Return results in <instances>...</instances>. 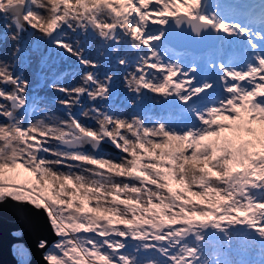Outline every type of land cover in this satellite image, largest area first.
Instances as JSON below:
<instances>
[{"label": "snow or ice", "instance_id": "6c2138e0", "mask_svg": "<svg viewBox=\"0 0 264 264\" xmlns=\"http://www.w3.org/2000/svg\"><path fill=\"white\" fill-rule=\"evenodd\" d=\"M0 21L8 33L3 39L15 42L12 62L0 59V204L44 211L58 238L51 249L46 240L38 243L49 264H139L141 251L159 253L164 264H210L209 235H222L229 245L233 237L264 244V56L245 71L220 64L224 98L193 110L198 127L176 131L97 106L108 99L112 77L101 81L79 41L68 42L77 31L91 30L105 44L127 37L139 52L125 77L128 90L188 104L213 84L192 87L196 69L165 62L151 47L164 33L146 32L150 25H174L197 37L208 29L234 35L205 14L202 0H0ZM239 34L257 48L247 28ZM25 35L91 69L75 87L51 85L62 94L56 103L67 119L35 118L43 109L38 99L30 102L29 80L17 70ZM74 108L95 127L77 120ZM105 143L120 155L101 154ZM21 169L30 178L22 179ZM129 242H136L133 252ZM20 251L19 264H30L23 245Z\"/></svg>", "mask_w": 264, "mask_h": 264}, {"label": "rangeland", "instance_id": "374dc122", "mask_svg": "<svg viewBox=\"0 0 264 264\" xmlns=\"http://www.w3.org/2000/svg\"><path fill=\"white\" fill-rule=\"evenodd\" d=\"M152 32H153V29H152V26L150 25L148 31L146 32V35H152ZM7 34H8L7 31L3 27V21H0V59H3L7 62H12L13 60L12 53L15 49V42L11 41L10 39H3V37H6ZM154 35H157V34H154ZM224 36L226 37L227 40L234 39V36L232 35L228 36L224 33ZM79 37H84V39L86 40H91V42L93 41L92 44L97 45L94 51L95 53H93V55L90 56L89 53L87 54V51H84L85 46L83 48V45L79 44L80 47H78V50H81V49L83 50V56L85 59H88L98 65L99 60L100 59L102 60L103 56L105 57L109 56L108 58L111 62H109L108 65L113 66L111 68L112 72L107 75V77L108 76L112 77L109 87H112V85H115L121 91H125V95L127 97L129 96V99L128 98L125 99L122 105H125L129 108H135L134 101H136V99L140 100L142 97H137L134 94H128L129 90L125 86L126 85L125 77L128 72L134 71L135 69L134 67L137 62V61H135L134 63L130 62V60L128 59V56L133 58L132 55L136 53L139 54V52L136 49H133L132 42L129 41L127 37H123L119 44H116L114 42H108L107 44H105L104 41H102L99 37L93 38L89 34L82 35L79 31L75 33L69 32L68 42L70 44H75V42L79 40ZM260 41L262 42L260 46V52L264 54V41L262 39ZM22 43L27 48V51L21 54V60H20V63L17 65V67L19 68L20 66L23 67V65H27L26 68L20 67L18 71L23 72L25 78L29 80L30 102L34 94H37V92H34L32 90V87L34 86L36 82H38L39 84L42 83L43 89L46 90L44 94L47 95V97H49V98L46 97V99L51 100L50 104H46V105L43 104L42 106H40V108L43 109V111L35 113V118L37 119L44 118V116L47 114L50 116L67 119V116L65 115L66 110L62 108L59 104H57L56 103L57 100L55 99V97L58 100L62 99L63 98L61 96L62 94L55 92L52 89L51 85L53 83H58L64 87H75L81 83V79H80L81 75L85 71H88L91 69L84 68L82 65H80L79 61L74 56L68 55L67 53H64L62 50L56 49L50 43H43V42L37 43L34 40H30L26 35ZM154 43L152 44L151 47L153 50H156L154 49ZM43 44L45 45V48H46V54L44 55L37 53L31 49L33 45L41 46ZM141 51L144 53H147L148 50L141 49ZM157 53L164 61H165L164 57H166V61L168 60L165 52L157 51ZM122 54H124L123 57H122ZM121 60L125 61L124 65L120 64ZM62 67L69 68V69L75 68L76 71H74V76L70 72L65 73L64 77L58 78L56 81L51 83L52 81L51 79L53 75L57 71H60ZM121 69L124 70L123 74L119 73ZM95 73H97V76L101 81H103L106 78V77H100L99 72H95ZM116 80H121V81H116ZM143 93H145V96L143 99L145 104L151 105L152 110H156L162 104L163 101L161 99H170L171 103L176 102V101L181 103V101L176 96L164 98V97L158 96L157 94L147 92L146 90L143 91L142 94ZM111 94H109L108 92V98L111 96ZM108 100L109 99H107L106 101ZM83 102H86L88 104L90 103L87 97L83 98ZM107 108L111 109V107H107ZM74 111H75V108L73 109V115H74ZM79 111L81 112L82 110H79ZM120 112H122V114ZM114 113L116 115L123 116L126 118L128 116L127 113L121 110H118V109H115ZM78 115L80 116V114H76V116ZM76 119L80 120L81 123L89 124L88 121L83 120L81 116L79 118L76 117ZM92 124L95 126L94 123ZM167 127L173 128L170 126H167ZM53 143H56V142L53 141ZM101 154H108L113 157L120 155V153L109 143H105L102 145ZM19 171H20L22 179L30 178L29 173L23 171L22 169ZM173 187H178V186L173 184ZM3 206L15 207V208L20 207V209L22 210L31 209L37 215H39L43 219L44 223L47 225L48 231L51 234L50 236L51 238L47 240L49 249H51L52 245L57 241L58 238L53 234V231L48 222V218L43 210L37 211L34 207L30 205L20 206L14 202L8 201L3 204H0V220L5 215V213H7V211L3 209ZM24 233H25L24 229L21 226H15L12 229L11 234H13L18 240L11 243L9 247V252H8L10 259L6 262V264H19V261L21 258V251H20L21 245H23L24 249L27 251V256L25 258L30 261V264H33V259H34L32 256L33 254L30 251H28L27 247L22 242ZM80 235H84V234L81 233ZM251 242L253 243L254 247L256 245L258 246L260 245L261 249H264V244L260 243L259 241H249L247 243L241 244L237 242L235 237H233L231 244L229 245L228 241L222 235H209L204 241L205 254L206 256L209 257L210 264H264L263 259L259 257H253L251 255V251H253ZM38 243L39 241L38 242L36 241L37 246H38ZM129 243H130V247L128 251L133 252L134 251L133 245L136 242H129ZM46 251L47 250L39 249V254L42 258H44ZM217 254H218V259L216 258ZM138 261H139V264H141L144 261L148 262V264L150 263L151 264H164L163 258L161 256L159 257L154 256V251H148V252L141 251L138 256Z\"/></svg>", "mask_w": 264, "mask_h": 264}, {"label": "water", "instance_id": "95a60500", "mask_svg": "<svg viewBox=\"0 0 264 264\" xmlns=\"http://www.w3.org/2000/svg\"><path fill=\"white\" fill-rule=\"evenodd\" d=\"M93 36H96V34L93 33ZM33 48L40 50L42 53L45 52V48L43 47L35 46ZM3 209L7 213L0 220V264H6L10 259L8 253L10 247L8 234H10L15 226H21L24 229L25 233L22 242L28 251H32L35 254L33 264H49L40 256L38 246L36 245V241H47L51 238V234L43 219L31 209L22 210L20 207L8 206H3Z\"/></svg>", "mask_w": 264, "mask_h": 264}, {"label": "bare ground", "instance_id": "6f19581e", "mask_svg": "<svg viewBox=\"0 0 264 264\" xmlns=\"http://www.w3.org/2000/svg\"><path fill=\"white\" fill-rule=\"evenodd\" d=\"M207 15H209V16H212L213 14H207ZM225 19H227V18H225ZM228 20V19H227ZM219 21H222V22H226L225 20H221V19H219ZM244 28H246L245 26H244ZM152 29H153V32H152V35H154V33L156 32V29H157V31H158V27L157 26H152ZM236 32H238L237 30H236ZM235 32V33H236ZM257 33H259V34H261L262 36H264V30H261V31H257ZM178 34V33H177ZM218 34V38H219V41L220 42H222V41H224V39H225V36H224V33H217ZM234 36V35H233ZM251 38H252V40H253V42L257 45V48L254 50L252 47H251V49L252 50H254L255 52H257L258 54H259V56H264L263 54H261L260 53V48H259V45H258V43H257V41H256V35H254V36H252L251 35ZM264 40V39H263ZM80 41V40H79ZM81 42V41H80ZM93 42V41H92ZM78 47H80V46H78ZM94 47H97V45L96 44H93V47L92 48H94ZM90 54V56L91 55H93V53H95L94 52V49H92L91 51H88L87 52V54ZM86 54V55H87ZM108 57L104 60V61H100V62H98V67H97V70H99L100 71V77H106V75H107V69H109V66H108ZM74 70H76V69H73L72 71H74ZM65 73H67L66 71L65 72H62L60 75H62V76H64L65 75ZM113 87L114 86H112L111 88H110V92L113 90ZM122 93L123 92H116V94H114V92H112V95L108 98L109 100L110 99H118V98H120V100H125V98H126V96H124V97H121L122 96ZM128 94H136L135 92H130V91H128ZM142 97L144 96L143 94H140ZM109 100L108 101H105V103L104 102H101V101H97V102H95L96 103V105L97 106H101V105H106V106H108V107H110L111 106V104H110V102H109ZM83 102V101H82ZM44 103H46V102H42V103H39V106H42ZM83 104H84V106H85V108L86 107H88V103H86V102H83ZM190 106V105H189ZM189 106H186V107H184V109H183V111H185V110H187L188 108H189ZM115 106H111V111L112 112H114L115 111ZM79 109V108H78ZM80 110H82V109H80ZM189 110V109H188ZM144 112L146 111V110H143ZM124 112H126L127 114L129 113L127 110H125ZM122 114V113H121ZM131 115H135V113H131ZM75 116V115H74ZM65 117V116H64ZM80 116H78V118H79ZM88 123L89 124H91V123H94V122H89L88 121ZM92 126H94L93 124H92ZM95 127V126H94ZM8 237H9V243H10V245H11V243L12 242H14V241H17L18 239L13 235V234H11V232H10V234H8ZM31 253H32V251H31ZM33 254V253H32ZM33 256V258L35 257L34 256V254L32 255Z\"/></svg>", "mask_w": 264, "mask_h": 264}, {"label": "flooded vegetation", "instance_id": "af4514ba", "mask_svg": "<svg viewBox=\"0 0 264 264\" xmlns=\"http://www.w3.org/2000/svg\"><path fill=\"white\" fill-rule=\"evenodd\" d=\"M154 256H156V257H159L160 255H159V253H157V252H154ZM141 264H148V262H142ZM151 264V263H150Z\"/></svg>", "mask_w": 264, "mask_h": 264}, {"label": "clouds", "instance_id": "9594fccd", "mask_svg": "<svg viewBox=\"0 0 264 264\" xmlns=\"http://www.w3.org/2000/svg\"><path fill=\"white\" fill-rule=\"evenodd\" d=\"M127 83H131V81H126V84H127ZM133 91H134V89H133Z\"/></svg>", "mask_w": 264, "mask_h": 264}]
</instances>
